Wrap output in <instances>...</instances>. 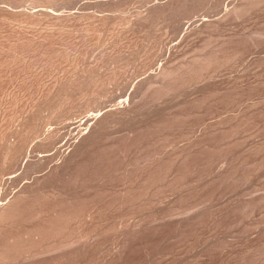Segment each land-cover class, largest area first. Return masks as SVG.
Returning <instances> with one entry per match:
<instances>
[{
  "label": "rangeland",
  "instance_id": "obj_1",
  "mask_svg": "<svg viewBox=\"0 0 264 264\" xmlns=\"http://www.w3.org/2000/svg\"><path fill=\"white\" fill-rule=\"evenodd\" d=\"M127 1L0 0V264H264V0Z\"/></svg>",
  "mask_w": 264,
  "mask_h": 264
},
{
  "label": "bare ground",
  "instance_id": "obj_2",
  "mask_svg": "<svg viewBox=\"0 0 264 264\" xmlns=\"http://www.w3.org/2000/svg\"><path fill=\"white\" fill-rule=\"evenodd\" d=\"M124 1H125V0H124ZM126 1H127V0H126ZM131 1H132V0H131ZM174 1H175V0H174ZM176 1H177V0H176ZM179 1H180L181 3H182V2L184 3L183 0H182V1L179 0ZM179 1H178V2H179ZM186 1H187V0H186ZM195 1H196V0H195ZM197 1H199V0H197ZM197 1H196V2H197ZM69 2H70V1H69ZM71 2H72V1H71ZM127 2H128V1H127ZM187 2H189V1H187ZM44 3H45V2H44ZM51 3H52V2H51ZM181 3H180V4H181ZM199 3H200V1H199ZM201 3H202V2H201ZM238 3H239V2H238ZM0 4H1V3H0ZM58 4H59V3H58ZM125 4H126V3H125ZM180 4H179V6H181ZM190 4H191V3H190ZM192 4H193V2H192ZM192 4H191V5H192ZM233 4H234V3H233ZM19 5H20V4H19ZM48 5H49V4H48ZM182 5H183V4H182ZM193 5H194V4H193ZM195 5H196V4H195ZM195 5H194V7H195ZM206 5H207V4H206ZM176 6H178V5L175 4V7H176ZM184 6H185V3H184ZM201 6H202V5H201ZM12 7H13V6H12ZM14 7H15V6H14ZM35 7H36V6H35ZM45 7H47V6H45ZM235 7H236V6H235ZM21 8H22V7H21ZM36 8H37V7H36ZM48 8H49V7H48ZM178 8H179V7H178ZM183 8H184V7H183ZM183 8H182V9H183ZM227 8H228V7H227ZM236 8H237V7H236ZM241 8H242V7H241ZM30 9H31V8H30ZM156 9H157V8H156ZM174 9H175V8H174ZM176 9H177V7H176ZM176 9H175V10H176ZM238 9H239V10H238ZM238 9H237V11L240 12V8H239V7H238ZM40 10H41V9H40ZM40 10H39V11L37 10V11L39 12V14H40ZM153 10H154V8H153ZM159 10H161V9H159ZM159 10L157 9V10H155V11L160 12ZM164 10L166 11L165 8H164ZM177 10H178V9H177ZM246 10H247V9H246ZM37 11H35V12H37ZM167 11H169V9H168ZM170 11H171V8H170ZM178 11H180V10H178ZM197 11H198V10H197ZM38 12L36 13L37 15H38ZM152 12H153V11H152ZM158 12H156V13H158ZM163 12H164V11H163ZM234 13H235V12H234ZM236 13H237V12H236ZM11 14H12V13H11ZM17 14H18V13H17ZM152 14H153V13H152ZM163 14H165V13H163ZM240 14H241V13H240ZM153 15H154V14H153ZM10 16H11V15H10ZM26 16H27V15H26ZM0 17H1V16H0ZM33 17H34V16H33ZM0 19H1V18H0ZM25 21H26V20H25ZM17 39H18V38H17ZM25 41H26V40H25ZM18 43H19V42H18ZM30 44H31V43H30ZM25 45H26V44H25ZM195 62H196V61H195ZM200 65H201V64H200ZM204 65H205V64H204ZM199 68H200V67H199ZM160 71H161V70H160ZM168 71H169V70H168ZM162 72H164V71L162 70V71L159 72V73H162ZM177 72H178V71H177ZM180 72H181V70H180ZM159 73H158V74H159ZM167 73H168V72H167ZM158 74H157V75H158ZM162 74H163V73H162ZM164 74H166V71L164 72ZM164 74H163V75H164ZM91 75H92V74H91ZM157 75H156V77H157V78H160V75H158L159 77H158ZM87 76H88V75H87ZM157 78H156V79H157ZM170 78H171V77H170ZM158 80H159V79H158ZM158 80H157V81H158ZM67 81H68V80H67ZM79 81H80V80H79ZM95 81H96V80H95ZM157 81H156V82H157ZM77 82H78V81H77ZM77 82H76V83H77ZM81 82H82V81H81ZM87 82H88V81H87ZM90 82H91V81H90ZM92 82H93V81H92ZM68 83H69V82H68ZM93 83H94V82H93ZM166 83H167V82H166ZM172 83H173V82H172ZM72 85H73V84H72ZM76 85H77V84H76ZM62 86H63V85H62ZM91 86H92V84H91ZM68 88H69V87H68ZM73 88H74V87H73ZM78 88H79V87H78ZM149 88H150V87H149ZM82 89H83V88H82ZM68 90H69V89H68ZM83 91H84V90H83ZM61 92H62V91H61ZM76 92H77V91H76ZM74 93H75V92H74ZM160 93H161V92H160ZM75 94H76V93H75ZM81 94H82V93H81ZM61 95H62V94H61ZM77 95H78V94H77ZM64 96H65V95H64ZM55 97H56V95H55ZM65 97H66V96H65ZM74 97H75V95H74ZM83 97H84V96H83ZM54 99H55V98H54ZM48 102H49V101H48ZM60 102H61V101H60ZM65 102H66V101H65ZM58 104H59V103H58ZM56 105H57V104H56ZM61 106H62V105H61ZM42 108H43V106H42ZM42 110H44V109H42ZM62 110H63V109H62ZM50 111H51V110H50ZM70 111H71V110H70ZM62 115H63V114H62ZM56 117H57V116H56ZM42 118H43V117H42ZM101 119H102V118H101ZM101 119H99V122H100V121L102 122V123L100 122V123H101V126H102L103 123H105V122H103V120H101ZM103 119H104V117H103ZM96 120H98V119H96ZM105 120H106V119H105ZM105 120H104V121H105ZM31 122H32V121H31ZM28 123H30V122H28ZM93 123L95 124V121H94ZM96 123H98V121H97ZM30 124H31V123H30ZM94 124H92V125L96 128V125H97V124H96V125H94ZM98 124H99V123H98ZM32 125H33V124H32ZM82 126H83V125H82ZM97 126H98V125H97ZM34 127H35V126H34ZM71 127H72V126H71ZM80 127H81V125H80ZM80 127H79V128L76 127V128H77V129H80ZM32 128H33V127H32ZM76 128H74V129L76 130ZM26 129H28V128H26ZM29 129H30V128H29ZM36 129H37V128H36ZM87 129H88V128H87ZM92 129H93V132H94V133H92V135H93V134L95 135V133L97 132L96 129H100V126L97 127V128L95 129L96 132L94 131V128H92ZM92 129H90L91 132H92ZM20 130H21V129H20ZM31 130H32V129H31ZM75 130H74V131H75ZM71 131H72V130H71ZM74 131H72V132H74ZM78 131H80V130H78ZM20 132H21V131H20ZM23 132H24V131H23ZM80 132H82V131H80ZM87 132H88V131H87ZM16 133H17V132H16ZM40 133H41V132H40ZM78 133H79V132H77V134H78ZM36 134H37V133H36ZM48 134H49V133H48ZM72 134H74V133H72ZM81 134H82V133H80V136H81ZM46 135H47V134H46ZM78 135H79V134H78ZM25 136H26V135H25ZM28 136H29V135H28ZM40 136H41V134H40ZM48 136H49V139H50V138H51V137H50L51 135L49 134ZM29 137H30V136H29ZM32 137H33V136H32ZM53 137H54V136H53ZM14 138H15V137H14ZM33 138H34V137H33ZM8 139H9V138H8ZM86 139H87V137H86ZM24 140H25V138H24ZM24 140H23V141H24ZM47 140H48V139H47ZM9 141H10V140H9ZM19 141H20V140H19ZM23 141H22V142H23ZM87 141H88V140H87ZM22 142H21V144H22ZM26 142H28V141H26ZM30 142H31V140H30ZM84 142H85V141H84ZM5 144H6V143H5ZM10 144H11V143H10ZM10 144H9V145H10ZM27 144H28V143H27ZM27 144H26V145H27ZM17 145H18V144H17ZM23 145H24V144H23ZM6 146H7V145H6ZM19 147H20V145H19ZM19 147L16 146L15 144L13 145V142H12V145H11V146H8L9 157H10V160L13 162V164H14V163H17V162H15V160L18 159V155H19L20 153H22V152H25V151L22 150V149H23V146H21L22 149H20ZM24 147H25V146H24ZM3 148H4V147H3ZM5 149L7 150V148H5ZM21 150H22V152H21ZM3 151H4V150H3ZM72 152H73V151H72ZM4 154H5V153H4ZM62 154L64 155L65 152L62 153ZM74 154H75V153H74ZM6 155H7V154H6ZM21 155H22V154H21ZM7 156H8V155H7ZM22 156H23V155H22ZM70 156H71L70 158H72V157L75 158L73 155H70ZM0 157H1V156H0ZM5 157H6V156H5ZM19 157H20V155H19ZM68 157H69V156H68ZM70 158H67V160H68V159L70 160ZM2 159H3V158H2ZM75 159H76V158H75ZM71 161H72V159H71ZM73 161H74V160H73ZM18 162H19V160H18ZM82 162H83V161H82ZM13 164H12V165H13ZM86 164H87V163H86ZM2 165H4V164H2ZM10 165H11V163H10ZM15 165H16V164H15ZM15 165H14V166H15ZM27 165H28V164H27ZM27 165H25V166H27ZM71 165H73V164H71ZM58 166H59V165H58ZM85 166H86V165H85ZM2 167H3V166H2ZM2 167H1V168H2ZM27 167H29V165H28ZM7 168H8V167H7ZM68 168H69V167H68ZM26 169H27V168H26ZM31 169H32V168H31ZM66 169H67V168H66ZM66 169H65V170H66ZM6 170H7V169H6ZM24 170H25V169H24ZM61 170H62V169H61ZM65 170H64V171H65ZM0 171H1V170H0ZM56 171H57V170H56ZM88 172H89V171H88ZM57 173H58V172H57ZM79 173H80V172H79ZM82 173H83V172H82ZM62 175H63V173H62ZM65 175H66V174H65ZM80 176H81V175H80ZM75 178H76V177H75ZM58 179H59V178H58ZM55 181H56V180H55ZM75 181H76V180H75ZM52 183H53V182H52ZM54 183H55V182H54ZM56 184H57V183H56ZM59 186H60V185H59ZM75 186H76V185H75ZM46 187H47V185H46ZM51 189H52V188H51ZM46 190H47V189H46ZM46 190H45V191H46ZM1 192H2V191H0V193H1ZM22 192H23V191H21V194H22V196H23V193H22ZM34 192H35V191H34ZM36 192H37V191H36ZM67 192H68V191H67ZM71 192H72V191H71ZM29 193H30V192H29ZM10 194H11V193H10ZM10 194H9V195H10ZM19 194H20V193H19ZM30 194H32V192H31ZM49 194H50V193H49ZM4 195H6V194H4ZM4 195H3V199L6 197V196L4 197ZM25 195H27V194H24V196H25ZM28 195H29V194H28ZM44 195H45V194H44ZM64 195H66V194H64ZM75 195H76V194H75ZM16 196H17V194H16ZM16 196H15V197L13 196V198H18L19 195H18L17 197H16ZM20 196H21V195H20ZM8 197H9V196H8ZM6 199H7V200H6ZM5 200H6L5 203L2 204V205H0V211H3V212H5V211L7 210L6 208H8L9 206H10V208L12 207L11 205H12L13 203H11V202L16 201V200H13V201H12V198H10V199L5 198ZM3 202H4V200H3ZM22 202H24V201H22ZM1 203H2V202H1ZM1 203H0V204H1ZM10 203H11V204H10ZM67 203H68V202H67ZM14 204H15V202H14ZM14 204H13V206L15 207ZM19 205H21V204H19ZM23 206H24V205H23ZM48 207H49V206H48ZM58 207H59V206H58ZM25 208H26V207H25ZM25 208H24V209H25ZM31 208H32V207H31ZM37 208H38V207H37ZM4 210H5V211H4ZM16 212H17V211H16ZM53 214H54V213H53ZM62 214H63V213H62ZM10 215H11V214H10ZM66 215H67V214H66ZM17 216H19V215H17ZM53 217H54V216H53ZM4 218H5V217H4ZM8 219H9V218H8ZM20 222H21V221H20ZM6 224H7V223H6ZM54 224H55V223H54ZM3 225H4V224H3ZM51 225H52V224H51ZM64 226H65V225H64ZM45 227H46V226H45ZM60 229H61V227H60ZM42 230H43V228H42ZM70 230H71V229H70ZM33 232H34V231H33ZM44 232H45V231H44ZM72 232H73V231H72ZM26 235H27V234H26ZM26 235H25V236H26ZM8 236H9V235H8ZM42 236H43V235H42ZM10 237H11V236H10ZM15 237H18V236L16 235ZM29 237H30V236H29ZM6 238H7V237H6ZM32 238H33V237H32ZM18 239H19V238H18ZM65 239H66V238H65ZM19 240H20V239H19ZM21 240H23V239H21ZM23 241H24V240H23ZM14 242H15V241H14ZM64 242L66 243V241H64ZM40 245H41V244H40ZM0 247H1V246H0ZM5 250H6V249H5ZM47 251H48V250H47ZM69 254H70V253H69ZM7 255H8V254H7ZM25 256H27V255H25ZM10 257H11V256H10ZM5 259H6V258H5ZM18 259H19V258H18ZM5 262H6V261H5ZM21 262H22V261H21ZM16 264H17V263H16Z\"/></svg>",
  "mask_w": 264,
  "mask_h": 264
}]
</instances>
